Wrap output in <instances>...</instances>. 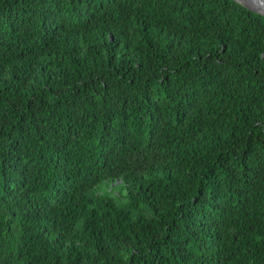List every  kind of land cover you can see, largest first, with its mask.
<instances>
[{"label":"trees","instance_id":"obj_1","mask_svg":"<svg viewBox=\"0 0 264 264\" xmlns=\"http://www.w3.org/2000/svg\"><path fill=\"white\" fill-rule=\"evenodd\" d=\"M0 264H264V15L0 0Z\"/></svg>","mask_w":264,"mask_h":264},{"label":"water","instance_id":"obj_2","mask_svg":"<svg viewBox=\"0 0 264 264\" xmlns=\"http://www.w3.org/2000/svg\"><path fill=\"white\" fill-rule=\"evenodd\" d=\"M254 12L264 15V0H235Z\"/></svg>","mask_w":264,"mask_h":264}]
</instances>
